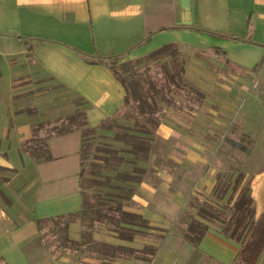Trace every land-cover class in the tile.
I'll return each mask as SVG.
<instances>
[{
    "label": "crops",
    "instance_id": "obj_1",
    "mask_svg": "<svg viewBox=\"0 0 264 264\" xmlns=\"http://www.w3.org/2000/svg\"><path fill=\"white\" fill-rule=\"evenodd\" d=\"M101 57L161 63L159 80L164 64L184 62L189 88L172 86L138 155L113 140L110 125L136 117ZM78 110L85 125L36 133ZM85 127L129 151L117 169L90 160L89 189ZM36 136L50 159L24 150ZM253 155L264 159V0H0V264H234L240 241L199 208L231 207L249 183L260 218L264 165L245 167ZM136 168L137 183L115 178Z\"/></svg>",
    "mask_w": 264,
    "mask_h": 264
},
{
    "label": "trees",
    "instance_id": "obj_2",
    "mask_svg": "<svg viewBox=\"0 0 264 264\" xmlns=\"http://www.w3.org/2000/svg\"><path fill=\"white\" fill-rule=\"evenodd\" d=\"M164 51H168V53L174 57L179 54L178 50L173 47H167ZM96 60L97 62L107 64L115 77L121 82L126 93L123 110H131L133 116L136 117L133 126L111 124L110 127L115 128L113 140L122 143L124 146H130L131 153L138 155L139 152H144L150 147L147 142V136L153 133L154 127L158 124L156 114L161 110L160 103L169 100L168 97L173 91L172 86L176 88H189V84L184 77V62H180L178 58L172 59V61H170L172 71L169 69L168 63L164 64V75L161 80H148L145 87H140L136 82L129 81L120 72L118 57H101ZM190 89H192L199 100L203 98V94L200 91L193 87ZM137 100L140 101L139 104H135ZM84 118L85 113L78 110L73 116L61 120L63 127L58 130L57 133L61 134L66 132V128L71 126L72 122H75L77 126L85 125L86 121ZM67 123L70 124L65 126ZM43 128L45 129V124H39L35 129L36 133ZM81 133V155L83 164L86 158L85 156L89 154V152L86 151V147L91 145L90 143L94 140L91 136L94 134L97 135L98 129L85 127L81 130ZM98 143L101 144L100 142ZM104 146L106 156L103 157L104 164L102 168L117 169L126 161V157L124 155L121 156L120 152L129 151L117 149L112 143H106ZM23 147L24 150L28 151L35 159L47 160L51 157L48 150L47 137L44 139L36 136L26 141ZM142 171V169L136 168V176L118 173L115 178L120 180L124 179L125 181L131 180L137 183L141 180L139 174ZM241 176L240 178H242ZM108 179H110V177ZM124 189L129 193L133 192V189H127L126 187ZM226 212H228V214H226ZM199 214L202 216L206 215L210 220L216 219L220 221L224 224V226H222V231L226 234L229 233L231 238L240 241L242 247L234 264H257L259 255L264 247V211L260 218L255 219L253 198L250 193L249 183L241 189L237 200L231 207L227 206L224 209H218L205 203L200 206ZM195 223L196 221L190 225L191 230L194 228ZM230 228H232L231 231ZM190 240L195 242L194 238H190Z\"/></svg>",
    "mask_w": 264,
    "mask_h": 264
},
{
    "label": "rangeland",
    "instance_id": "obj_3",
    "mask_svg": "<svg viewBox=\"0 0 264 264\" xmlns=\"http://www.w3.org/2000/svg\"><path fill=\"white\" fill-rule=\"evenodd\" d=\"M162 64L158 63V64H153L150 65V63L144 62L140 65H138L136 62H127V63H122L120 65H118L120 72L124 75L125 78H127L129 81H134L136 82L140 87H145V85L147 84L148 80H153V81H157L160 79V76L162 74ZM131 111V110H130ZM70 123H67L65 126H68ZM72 125L75 124V122L71 123ZM63 123L62 122H55L53 124L47 125L45 126V129L47 130V133H45V135L47 134H52V133H57L58 130L62 129ZM71 125V126H72ZM107 127H109V125H107ZM65 128V127H64ZM44 134V133H43ZM38 138H44L45 137H39ZM93 140V142H89L91 145H88L86 147V151L89 152V154L87 156H85V160H84V170H83V174H84V180L82 182V185L86 188H90L91 187V181L89 179V173H96L99 170V164L96 163V165H90V160L93 159H99L103 160L102 157L106 156V153L104 152V142H100L99 138H98V134H94L93 136H91ZM251 140H249L248 138L242 139L241 138V142H243L244 145L249 146ZM98 142H100L101 144H99ZM34 144V143H33ZM100 155H99V154ZM258 156L253 155L250 158H246V165L245 167H251L252 172L257 171L260 167H262L264 165V159H260L257 158ZM264 157V156H262ZM238 159V157H237ZM241 159L243 160V157H241ZM238 161H240V159H238ZM238 163V162H237ZM242 162H239V164Z\"/></svg>",
    "mask_w": 264,
    "mask_h": 264
}]
</instances>
